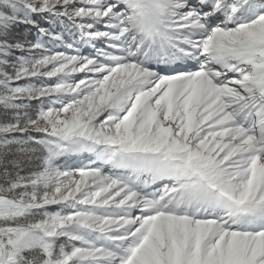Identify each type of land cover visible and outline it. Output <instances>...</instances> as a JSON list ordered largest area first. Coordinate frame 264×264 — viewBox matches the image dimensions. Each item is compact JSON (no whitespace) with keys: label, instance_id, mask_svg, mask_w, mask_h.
<instances>
[{"label":"snow or ice","instance_id":"snow-or-ice-1","mask_svg":"<svg viewBox=\"0 0 264 264\" xmlns=\"http://www.w3.org/2000/svg\"><path fill=\"white\" fill-rule=\"evenodd\" d=\"M0 264H264V0H0Z\"/></svg>","mask_w":264,"mask_h":264},{"label":"trees","instance_id":"trees-1","mask_svg":"<svg viewBox=\"0 0 264 264\" xmlns=\"http://www.w3.org/2000/svg\"><path fill=\"white\" fill-rule=\"evenodd\" d=\"M63 30V28H61ZM25 34L32 36L33 39H36L37 35L39 34V30H25Z\"/></svg>","mask_w":264,"mask_h":264}]
</instances>
